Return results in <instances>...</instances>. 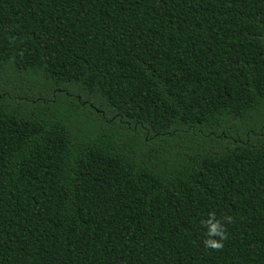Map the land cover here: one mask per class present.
I'll return each mask as SVG.
<instances>
[{
	"label": "trees",
	"instance_id": "trees-1",
	"mask_svg": "<svg viewBox=\"0 0 264 264\" xmlns=\"http://www.w3.org/2000/svg\"><path fill=\"white\" fill-rule=\"evenodd\" d=\"M0 264H264V0H0Z\"/></svg>",
	"mask_w": 264,
	"mask_h": 264
},
{
	"label": "clouds",
	"instance_id": "clouds-1",
	"mask_svg": "<svg viewBox=\"0 0 264 264\" xmlns=\"http://www.w3.org/2000/svg\"><path fill=\"white\" fill-rule=\"evenodd\" d=\"M233 218L225 216L222 220L216 218L215 213H209L207 220L201 221L202 225L206 228L203 244L205 248L211 250H221L223 248V241L227 239V230L224 223H231Z\"/></svg>",
	"mask_w": 264,
	"mask_h": 264
}]
</instances>
